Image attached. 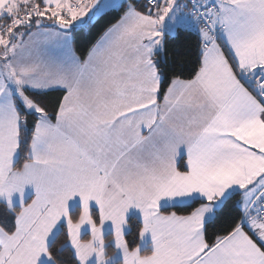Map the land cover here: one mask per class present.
Instances as JSON below:
<instances>
[{
	"label": "snow or ice",
	"instance_id": "snow-or-ice-1",
	"mask_svg": "<svg viewBox=\"0 0 264 264\" xmlns=\"http://www.w3.org/2000/svg\"><path fill=\"white\" fill-rule=\"evenodd\" d=\"M0 264H264V0H0Z\"/></svg>",
	"mask_w": 264,
	"mask_h": 264
},
{
	"label": "trees",
	"instance_id": "trees-1",
	"mask_svg": "<svg viewBox=\"0 0 264 264\" xmlns=\"http://www.w3.org/2000/svg\"><path fill=\"white\" fill-rule=\"evenodd\" d=\"M95 35L91 37H79L77 40V54L80 55L81 53H86L87 49L91 46L92 43L95 41ZM57 95H62V93H51L49 94V99H54ZM108 252L111 253V249H108Z\"/></svg>",
	"mask_w": 264,
	"mask_h": 264
},
{
	"label": "crops",
	"instance_id": "crops-1",
	"mask_svg": "<svg viewBox=\"0 0 264 264\" xmlns=\"http://www.w3.org/2000/svg\"><path fill=\"white\" fill-rule=\"evenodd\" d=\"M90 238L89 236H85L84 239Z\"/></svg>",
	"mask_w": 264,
	"mask_h": 264
},
{
	"label": "rangeland",
	"instance_id": "rangeland-1",
	"mask_svg": "<svg viewBox=\"0 0 264 264\" xmlns=\"http://www.w3.org/2000/svg\"><path fill=\"white\" fill-rule=\"evenodd\" d=\"M109 254H111V253H109Z\"/></svg>",
	"mask_w": 264,
	"mask_h": 264
}]
</instances>
